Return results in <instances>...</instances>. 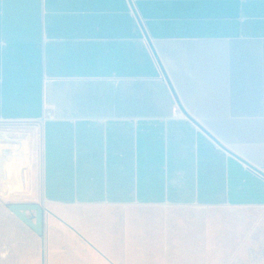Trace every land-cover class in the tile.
I'll use <instances>...</instances> for the list:
<instances>
[{"label": "crops", "instance_id": "obj_1", "mask_svg": "<svg viewBox=\"0 0 264 264\" xmlns=\"http://www.w3.org/2000/svg\"><path fill=\"white\" fill-rule=\"evenodd\" d=\"M0 124L51 264L264 257V0H0Z\"/></svg>", "mask_w": 264, "mask_h": 264}, {"label": "rangeland", "instance_id": "obj_2", "mask_svg": "<svg viewBox=\"0 0 264 264\" xmlns=\"http://www.w3.org/2000/svg\"><path fill=\"white\" fill-rule=\"evenodd\" d=\"M0 133L9 139L8 135L14 133V128L10 125L7 126V124H0ZM3 148L7 149L6 146ZM11 202L12 201H4L0 198V264H34L35 262L37 264H51L49 256L46 254L44 234L39 236L42 242V251L40 254H37V256L34 257L30 255L27 256L26 254H23L24 252H21L20 245H22L23 248H25L26 245L27 253L31 254L30 248L33 247V243H36L34 239L35 235H33L35 232L21 222L9 210ZM32 214L35 216V212ZM226 222L227 220H222V223ZM194 236L195 235L193 234H189L188 236L184 235L181 237L186 241H192H188L189 248H191V246L197 245ZM227 236L225 227L220 226L217 231H214L212 242L213 251L210 257L204 254L203 258H199L197 255H194V252L192 251L193 249H182L180 250V253L184 255L179 264H243L242 260L245 261V264H264V257H260L259 248L255 249L254 255L250 258L245 257L240 258L241 261L238 260L239 258L233 256V247L228 246Z\"/></svg>", "mask_w": 264, "mask_h": 264}, {"label": "water", "instance_id": "obj_3", "mask_svg": "<svg viewBox=\"0 0 264 264\" xmlns=\"http://www.w3.org/2000/svg\"><path fill=\"white\" fill-rule=\"evenodd\" d=\"M9 210L38 236L44 234V209L39 204H11ZM35 212V220L28 213Z\"/></svg>", "mask_w": 264, "mask_h": 264}]
</instances>
